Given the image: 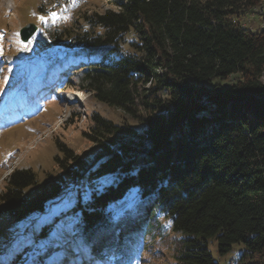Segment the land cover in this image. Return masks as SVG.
<instances>
[{"label":"trees","instance_id":"1","mask_svg":"<svg viewBox=\"0 0 264 264\" xmlns=\"http://www.w3.org/2000/svg\"><path fill=\"white\" fill-rule=\"evenodd\" d=\"M111 5L79 30L50 35L60 60L72 56L50 71L56 87L67 67L83 68L80 89L144 123L138 134L93 115L88 138L98 151L91 167L57 144L55 161L68 177L94 179L89 197L72 209L81 234L92 248L97 235L106 242L108 206L134 189L184 234L176 257L182 264H214L208 238L220 254L242 244L237 264H264V15L258 31L241 24L264 0ZM35 183L31 171L12 172L0 196L3 213L15 220L43 214L60 197L61 185L52 184L27 198Z\"/></svg>","mask_w":264,"mask_h":264},{"label":"rangeland","instance_id":"2","mask_svg":"<svg viewBox=\"0 0 264 264\" xmlns=\"http://www.w3.org/2000/svg\"><path fill=\"white\" fill-rule=\"evenodd\" d=\"M263 8L247 12L241 24L258 31ZM108 10H114L111 0H0V196L14 171L35 175L27 198L61 185L60 197L49 200L43 214L15 220L3 213L0 203V264H182L176 257L184 234L174 231L170 218L139 200L134 189L108 206L111 234L104 243L97 235L92 248L80 232L79 212L72 209L89 197L94 179L75 181L55 161L61 158L57 144H62L93 166L98 151L88 138L93 115L138 134L144 129L141 115L98 104L80 89L83 68H65L57 87L51 80L50 71L68 63L60 60L63 52L53 47L50 35L63 28L79 30L90 16ZM28 24L38 29L22 44L19 32ZM207 248L214 264L238 261L244 251L235 244L220 254L214 238L207 239Z\"/></svg>","mask_w":264,"mask_h":264},{"label":"water","instance_id":"3","mask_svg":"<svg viewBox=\"0 0 264 264\" xmlns=\"http://www.w3.org/2000/svg\"><path fill=\"white\" fill-rule=\"evenodd\" d=\"M37 26L33 24H28L23 27L19 32L20 42L22 44L28 43V41L33 37V35L37 32Z\"/></svg>","mask_w":264,"mask_h":264},{"label":"snow or ice","instance_id":"4","mask_svg":"<svg viewBox=\"0 0 264 264\" xmlns=\"http://www.w3.org/2000/svg\"><path fill=\"white\" fill-rule=\"evenodd\" d=\"M72 2H73V3H76L77 0H72ZM51 15H52V16H55L56 13L53 12V13H51ZM39 18H40L41 20H44V19H45V17H43V16H41V17H39ZM0 38H2V37H0Z\"/></svg>","mask_w":264,"mask_h":264},{"label":"bare ground","instance_id":"5","mask_svg":"<svg viewBox=\"0 0 264 264\" xmlns=\"http://www.w3.org/2000/svg\"><path fill=\"white\" fill-rule=\"evenodd\" d=\"M263 9H264V8H263ZM263 9H262V10H263ZM262 10L260 11V13H262V14L264 15V12H263ZM233 263H234V262H230V264H233Z\"/></svg>","mask_w":264,"mask_h":264},{"label":"built area","instance_id":"6","mask_svg":"<svg viewBox=\"0 0 264 264\" xmlns=\"http://www.w3.org/2000/svg\"><path fill=\"white\" fill-rule=\"evenodd\" d=\"M264 12V9L262 10ZM233 264H237L236 262H234Z\"/></svg>","mask_w":264,"mask_h":264}]
</instances>
